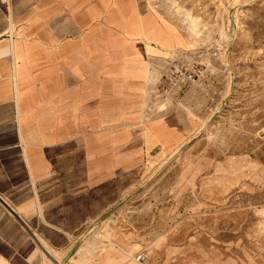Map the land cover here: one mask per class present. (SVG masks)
<instances>
[{"label": "crops", "instance_id": "obj_1", "mask_svg": "<svg viewBox=\"0 0 264 264\" xmlns=\"http://www.w3.org/2000/svg\"><path fill=\"white\" fill-rule=\"evenodd\" d=\"M148 17L139 0H0V264H56L75 246L65 264L99 248L106 263L129 261L121 236L79 240L95 195L163 145L185 152L210 117L188 96L146 114L167 68Z\"/></svg>", "mask_w": 264, "mask_h": 264}, {"label": "rangeland", "instance_id": "obj_2", "mask_svg": "<svg viewBox=\"0 0 264 264\" xmlns=\"http://www.w3.org/2000/svg\"><path fill=\"white\" fill-rule=\"evenodd\" d=\"M139 1L154 21L160 45L153 49L167 56L165 71L176 63L194 73L193 82L183 80L168 93L149 86L146 114L188 96L210 117L185 152L163 145L145 160L147 169L142 165L96 194L92 229L79 240L125 238L133 246L131 259L122 253L126 264H138L141 251L148 256L144 264H264V0ZM160 159L166 162L156 171ZM108 227L115 229L112 237ZM98 250L69 264H107L106 251Z\"/></svg>", "mask_w": 264, "mask_h": 264}, {"label": "built area", "instance_id": "obj_3", "mask_svg": "<svg viewBox=\"0 0 264 264\" xmlns=\"http://www.w3.org/2000/svg\"><path fill=\"white\" fill-rule=\"evenodd\" d=\"M173 69L170 67L165 74L162 75L161 80L159 81L158 90L161 93H168L174 88H180L183 80L193 82L194 73H184L179 69L178 64H173ZM146 252L141 251L136 254V260L143 262L145 260Z\"/></svg>", "mask_w": 264, "mask_h": 264}, {"label": "bare ground", "instance_id": "obj_4", "mask_svg": "<svg viewBox=\"0 0 264 264\" xmlns=\"http://www.w3.org/2000/svg\"><path fill=\"white\" fill-rule=\"evenodd\" d=\"M237 5H239V4H235V6H237ZM234 6V5H233ZM233 7V8H231V9H233V10H235L236 9V7ZM233 10H232V12H233ZM232 14V13H231ZM233 16V15H232ZM230 21H232V19H231V17H230ZM228 22H229V17H228ZM108 218V217H107ZM106 218V219H107ZM104 221V220H103ZM124 254L127 256V257H129L130 259H131V253L130 252H124ZM146 254V256H145V260L143 261V262H140V261H138V260H136V257H135V260L138 262V264H142V263H144L146 260H147V253H145ZM59 263V262H58ZM63 264H65V263H63Z\"/></svg>", "mask_w": 264, "mask_h": 264}, {"label": "water", "instance_id": "obj_5", "mask_svg": "<svg viewBox=\"0 0 264 264\" xmlns=\"http://www.w3.org/2000/svg\"><path fill=\"white\" fill-rule=\"evenodd\" d=\"M75 247H76V246H75ZM75 247L72 248V249L67 253L66 257L61 261V264H63V263L66 261V259L72 254V252L74 251Z\"/></svg>", "mask_w": 264, "mask_h": 264}]
</instances>
